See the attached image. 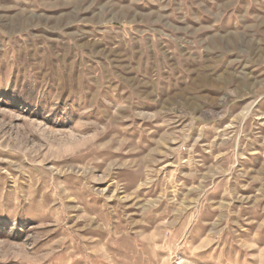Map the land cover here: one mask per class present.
Returning a JSON list of instances; mask_svg holds the SVG:
<instances>
[{"label":"rangeland","instance_id":"374dc122","mask_svg":"<svg viewBox=\"0 0 264 264\" xmlns=\"http://www.w3.org/2000/svg\"><path fill=\"white\" fill-rule=\"evenodd\" d=\"M0 264H264V0H0Z\"/></svg>","mask_w":264,"mask_h":264}]
</instances>
